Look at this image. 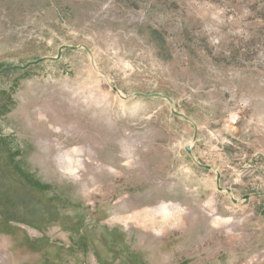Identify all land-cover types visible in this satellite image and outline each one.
I'll list each match as a JSON object with an SVG mask.
<instances>
[{
	"label": "rangeland",
	"instance_id": "374dc122",
	"mask_svg": "<svg viewBox=\"0 0 264 264\" xmlns=\"http://www.w3.org/2000/svg\"><path fill=\"white\" fill-rule=\"evenodd\" d=\"M0 264H264V0H0Z\"/></svg>",
	"mask_w": 264,
	"mask_h": 264
},
{
	"label": "water",
	"instance_id": "95a60500",
	"mask_svg": "<svg viewBox=\"0 0 264 264\" xmlns=\"http://www.w3.org/2000/svg\"><path fill=\"white\" fill-rule=\"evenodd\" d=\"M61 56H62V49H60V51H59V53H58V56H57V59H59V58H61ZM42 60H38L37 62H35V63H31V64H37V63H39V62H41ZM30 65V64H29ZM28 66H26V67H14L15 69H20V68H27ZM186 151L187 152H190V148H186Z\"/></svg>",
	"mask_w": 264,
	"mask_h": 264
}]
</instances>
